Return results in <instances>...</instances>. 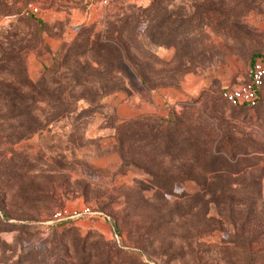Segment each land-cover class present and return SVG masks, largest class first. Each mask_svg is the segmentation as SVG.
<instances>
[{"label":"rangeland","instance_id":"374dc122","mask_svg":"<svg viewBox=\"0 0 264 264\" xmlns=\"http://www.w3.org/2000/svg\"><path fill=\"white\" fill-rule=\"evenodd\" d=\"M262 51L264 0H0V264H264Z\"/></svg>","mask_w":264,"mask_h":264},{"label":"built area","instance_id":"2783aa9c","mask_svg":"<svg viewBox=\"0 0 264 264\" xmlns=\"http://www.w3.org/2000/svg\"><path fill=\"white\" fill-rule=\"evenodd\" d=\"M95 8L105 9L110 5L111 0H86ZM31 14L40 13V9L30 6ZM264 90V51L257 54L251 63L248 72V81L240 86L226 89L223 98L232 107L254 109L258 107ZM102 216L91 207L81 210L63 209L57 211L53 216V223H67L79 220L84 217Z\"/></svg>","mask_w":264,"mask_h":264},{"label":"trees","instance_id":"16d2710c","mask_svg":"<svg viewBox=\"0 0 264 264\" xmlns=\"http://www.w3.org/2000/svg\"><path fill=\"white\" fill-rule=\"evenodd\" d=\"M255 57H256V55L253 57L252 61L254 60ZM245 109H247V108H245ZM144 120L149 121L148 119H144ZM174 120L175 119H173V118H171L170 120L169 119H167V120L166 119H157V120L151 121L153 125H150L149 122H148V124H145V123L142 124L143 125V131H140L139 132L140 136H143V138L141 137L142 138L141 141L143 139H145L146 137L150 136V133L151 132H153L154 130H156L157 131V134L153 137V139L157 143H159L160 145L156 149L155 148L154 149L156 151H159V153H155L154 152V155L150 154L146 150L147 149V145H148L147 143H144L143 145L141 144L139 146L138 153L141 154L144 158H148V157H151V156L152 157L154 156V158H155L157 156L159 163H162L164 161V159H162L161 155L164 154V150L166 149L165 145L168 142L167 141L165 144H163V141L168 137L166 133H167V130H168L169 123L175 122ZM138 122L139 121H134V122H132L130 124L137 125ZM128 125H129V123L128 124L127 123H124L123 125H120L121 127H119V129H118L119 130L118 140L120 141V145L122 147H123V143H122L123 137H127L128 136L127 135V132H126L127 129L125 128ZM146 125H150L151 128L149 126H146ZM145 127L147 128V130H150V131L149 132H146ZM134 129L135 130H133V133L137 131V126H134ZM123 131L125 132L124 134H123ZM179 137H183L182 138V141L188 143V145H190V150H192V152H193V147L191 146L193 144V141L191 142L192 138H184V134L183 135L179 134ZM141 141H139V142H141ZM136 142H138V140L133 143V146L135 145ZM173 143H175L174 140H173ZM129 146H130V148L132 147L131 144ZM158 148H160L161 150H158ZM147 173L151 176V179H152L153 183L159 189H164L165 188V185L167 186V183L166 184L163 183V181H162L163 180V177L162 176H159L158 174L152 173V172H149V171ZM166 181H167V179H166Z\"/></svg>","mask_w":264,"mask_h":264}]
</instances>
